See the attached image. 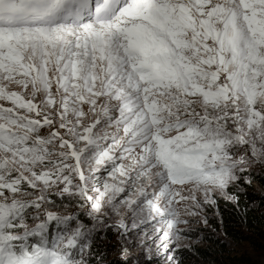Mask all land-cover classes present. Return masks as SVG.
Here are the masks:
<instances>
[{"label":"snow or ice","instance_id":"obj_1","mask_svg":"<svg viewBox=\"0 0 264 264\" xmlns=\"http://www.w3.org/2000/svg\"><path fill=\"white\" fill-rule=\"evenodd\" d=\"M257 207L264 0H0V264H210Z\"/></svg>","mask_w":264,"mask_h":264},{"label":"trees","instance_id":"obj_2","mask_svg":"<svg viewBox=\"0 0 264 264\" xmlns=\"http://www.w3.org/2000/svg\"><path fill=\"white\" fill-rule=\"evenodd\" d=\"M259 184L260 182L257 181ZM260 193H257L253 189V194L250 198L259 200ZM228 239L237 243H248L253 246H260V239H264V209L256 208L248 214L247 221H241L236 218H232L227 212L225 213ZM228 243L224 241L223 244H217L213 250L209 253H204V259L210 261V264H256L254 260L248 256L244 258H231L229 262H223L220 254V249L227 251ZM214 261V262H213ZM221 261V262H220Z\"/></svg>","mask_w":264,"mask_h":264},{"label":"rangeland","instance_id":"obj_3","mask_svg":"<svg viewBox=\"0 0 264 264\" xmlns=\"http://www.w3.org/2000/svg\"><path fill=\"white\" fill-rule=\"evenodd\" d=\"M256 192L259 193L258 191ZM225 242L228 243L227 251L220 249V254H223L221 257L223 262H229L231 258H244L248 256L252 258L256 264H264V239L259 240L261 245L258 247L248 243L233 242L228 238ZM214 264L219 263L216 261Z\"/></svg>","mask_w":264,"mask_h":264}]
</instances>
